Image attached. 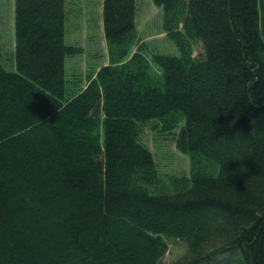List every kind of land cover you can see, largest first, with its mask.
Segmentation results:
<instances>
[{
    "label": "trees",
    "instance_id": "trees-1",
    "mask_svg": "<svg viewBox=\"0 0 264 264\" xmlns=\"http://www.w3.org/2000/svg\"><path fill=\"white\" fill-rule=\"evenodd\" d=\"M178 48L141 36L138 0H102L108 62L68 58V0H15L0 58V264H264V0H154ZM199 45L202 49L195 54ZM147 126L189 171L163 174Z\"/></svg>",
    "mask_w": 264,
    "mask_h": 264
},
{
    "label": "rangeland",
    "instance_id": "rangeland-1",
    "mask_svg": "<svg viewBox=\"0 0 264 264\" xmlns=\"http://www.w3.org/2000/svg\"><path fill=\"white\" fill-rule=\"evenodd\" d=\"M67 41L83 47L82 53L68 58L67 68L71 76L81 77L83 85L92 70L108 62L107 45L103 29L102 0H68ZM15 0H0V58L9 70H17L16 36L14 25ZM162 9L154 0H138L137 22L143 39L154 49L178 54L174 42L167 38L161 25ZM199 45L195 54H199ZM174 135L147 126L144 140L156 153L163 174L176 175L189 171L188 156L177 150ZM186 251L181 241H172L162 258V264H169Z\"/></svg>",
    "mask_w": 264,
    "mask_h": 264
}]
</instances>
